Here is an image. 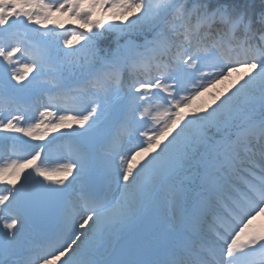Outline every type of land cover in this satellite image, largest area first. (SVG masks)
I'll return each instance as SVG.
<instances>
[{"label": "snow or ice", "instance_id": "6c2138e0", "mask_svg": "<svg viewBox=\"0 0 264 264\" xmlns=\"http://www.w3.org/2000/svg\"><path fill=\"white\" fill-rule=\"evenodd\" d=\"M0 185V264H264V0H0Z\"/></svg>", "mask_w": 264, "mask_h": 264}, {"label": "rangeland", "instance_id": "374dc122", "mask_svg": "<svg viewBox=\"0 0 264 264\" xmlns=\"http://www.w3.org/2000/svg\"><path fill=\"white\" fill-rule=\"evenodd\" d=\"M56 16H57V17H60V19H62V20L67 19L66 16H60L59 13H56ZM66 25H70L71 28H72V26H73L71 23L66 24ZM77 26H78V22H77ZM237 75H238L237 73H233V78H235ZM225 83H227V82H225ZM223 86H224V84H220V85H217L216 87H217V88H221V87H223ZM185 111H187V109H185ZM34 115L38 117V115H39V111H36V112L34 113ZM58 143H60V142H58ZM61 151H62V152H65V151H66V148H63V147H62V148H61ZM259 219H260V221L257 222ZM257 221L255 222L257 225L264 224V217L258 218ZM115 236H116V235H115ZM115 236H114V237H115ZM114 237H113V239H112L111 242H110V247H111V248H114V246H115V243H114Z\"/></svg>", "mask_w": 264, "mask_h": 264}, {"label": "trees", "instance_id": "16d2710c", "mask_svg": "<svg viewBox=\"0 0 264 264\" xmlns=\"http://www.w3.org/2000/svg\"><path fill=\"white\" fill-rule=\"evenodd\" d=\"M67 30H68V31H71L70 28H68ZM58 31H62V30H58ZM63 38H64L63 36L60 37L61 41L63 40ZM122 234L125 235L124 233H120L121 236H122ZM119 237H120V236H119ZM148 254L151 255L150 258H154V257H155V250H152V251L148 252Z\"/></svg>", "mask_w": 264, "mask_h": 264}, {"label": "bare ground", "instance_id": "6f19581e", "mask_svg": "<svg viewBox=\"0 0 264 264\" xmlns=\"http://www.w3.org/2000/svg\"><path fill=\"white\" fill-rule=\"evenodd\" d=\"M259 221H260V219L257 222H259Z\"/></svg>", "mask_w": 264, "mask_h": 264}]
</instances>
